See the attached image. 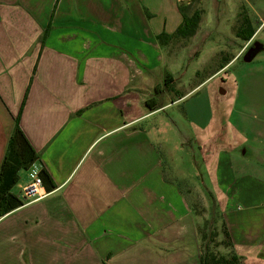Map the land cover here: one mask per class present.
Returning <instances> with one entry per match:
<instances>
[{"label": "crops", "instance_id": "crops-1", "mask_svg": "<svg viewBox=\"0 0 264 264\" xmlns=\"http://www.w3.org/2000/svg\"><path fill=\"white\" fill-rule=\"evenodd\" d=\"M182 1L0 0V169L19 117L39 155L33 169L56 184L0 219V264H200L197 174L182 172L151 133L170 123L162 114L204 89V111L190 121L194 139L204 135L203 190L230 251L242 264H264V17L223 68L150 110V74L171 61L157 40L175 32L165 4L177 30ZM205 51L207 64L215 52ZM19 176L16 195L32 181L29 171Z\"/></svg>", "mask_w": 264, "mask_h": 264}, {"label": "rangeland", "instance_id": "rangeland-1", "mask_svg": "<svg viewBox=\"0 0 264 264\" xmlns=\"http://www.w3.org/2000/svg\"><path fill=\"white\" fill-rule=\"evenodd\" d=\"M261 3H263L264 8V0H183L181 5L185 8H190L191 12L195 9L204 11L200 25V30L202 31L199 30L196 38L194 37L187 47L181 43L166 48L165 51L171 61L168 60L169 63L167 62L164 70L151 72L150 77L154 79L155 87L150 89L151 95L149 93L150 97L147 100L153 98L151 96L156 90L165 89L163 79L170 72L169 69L174 70L175 75L173 76L174 83L171 90L162 99L163 104L166 105L177 100L180 96L189 94L193 88L204 82L209 74L216 72L219 65L224 62V58H230L240 48L241 41L236 37L235 30V27L238 25L240 8L246 5L244 8L248 10L246 11L248 12L252 26L254 24L255 27H258L263 23V21H260V15L264 17V11H261L257 5ZM170 8V3H166L167 27L168 30L176 31L175 20L170 16ZM257 12H259V15ZM162 21L165 22L166 20ZM155 22H159V20H155ZM207 24L208 29L205 30ZM259 33L258 42L263 44L262 46L264 47V26ZM207 47V54L208 52L211 54L212 51L215 54L209 63L204 64V60L201 61V59L204 58ZM215 85H217L219 93L224 88L221 78L216 80ZM208 87L210 91L213 89V86ZM203 93H205V89L193 97H185L180 105L174 109L167 110L161 117L169 120L170 123L166 122V124H163L159 133L155 134L152 132L151 134L153 141L158 144L162 152L165 153L166 148L173 149L181 163L180 170L182 172L188 174L190 171L193 174H197L199 189L194 196V205L199 219L200 254L213 253L216 256H229L232 253L230 251L231 246H229L225 228L221 222L220 212L213 197L206 195L203 190L204 185L202 183L205 182L206 177L202 159L205 156L204 150L201 151L198 144L200 142L202 144L204 135H201L197 142L190 128V121L193 119L194 111H204L205 98H202ZM218 108L220 111L215 125L220 124L222 119V108L219 107L218 103H215L214 109ZM200 116L204 118V115H201V113ZM166 163L167 168L170 167V163L168 161ZM17 192L19 195L20 190ZM185 250L187 253H192L194 242L190 243L188 240Z\"/></svg>", "mask_w": 264, "mask_h": 264}, {"label": "trees", "instance_id": "trees-1", "mask_svg": "<svg viewBox=\"0 0 264 264\" xmlns=\"http://www.w3.org/2000/svg\"><path fill=\"white\" fill-rule=\"evenodd\" d=\"M244 7L240 8L238 25L235 27V30L236 37L240 41L246 43L252 39L256 31ZM179 11L182 15V23L172 35L162 33L157 37L161 47L167 48L181 43L183 46L187 47L199 32L204 11L195 9L191 12L190 8L183 7L181 3H179ZM51 30L52 22L49 23L47 29L40 38L42 46H44L48 40ZM228 62H230V58L225 57L224 64ZM222 64L219 65L218 70L223 68ZM173 83V76L167 73L164 77L165 89L156 90L155 96L146 101V105L150 110L163 107L162 96L171 90ZM38 161L39 155L24 134L20 126V119L17 117L0 169V219L24 205L20 197L13 193V189L20 181L19 173L23 170H30ZM39 174L45 190L48 192L54 191L56 189V184L49 173L45 169H42ZM225 234L229 241V246H232L226 230ZM199 262L200 264H242V258L234 253H231L229 256H216L210 253L200 254Z\"/></svg>", "mask_w": 264, "mask_h": 264}, {"label": "built area", "instance_id": "built-area-1", "mask_svg": "<svg viewBox=\"0 0 264 264\" xmlns=\"http://www.w3.org/2000/svg\"><path fill=\"white\" fill-rule=\"evenodd\" d=\"M28 171L32 181L25 187H22L20 199L24 202V204L40 201L47 196L46 192L44 191L43 181L39 172L33 168Z\"/></svg>", "mask_w": 264, "mask_h": 264}]
</instances>
